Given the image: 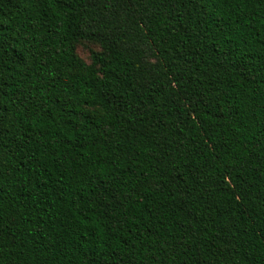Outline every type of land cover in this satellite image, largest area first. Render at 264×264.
I'll return each instance as SVG.
<instances>
[{
  "label": "trees",
  "instance_id": "1",
  "mask_svg": "<svg viewBox=\"0 0 264 264\" xmlns=\"http://www.w3.org/2000/svg\"><path fill=\"white\" fill-rule=\"evenodd\" d=\"M0 264H264V0H0Z\"/></svg>",
  "mask_w": 264,
  "mask_h": 264
},
{
  "label": "rangeland",
  "instance_id": "2",
  "mask_svg": "<svg viewBox=\"0 0 264 264\" xmlns=\"http://www.w3.org/2000/svg\"><path fill=\"white\" fill-rule=\"evenodd\" d=\"M82 53H83V54H88V51L85 50V49H82Z\"/></svg>",
  "mask_w": 264,
  "mask_h": 264
}]
</instances>
